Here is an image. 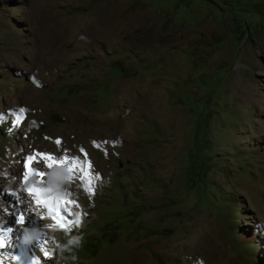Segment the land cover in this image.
<instances>
[{
	"label": "rangeland",
	"instance_id": "374dc122",
	"mask_svg": "<svg viewBox=\"0 0 264 264\" xmlns=\"http://www.w3.org/2000/svg\"><path fill=\"white\" fill-rule=\"evenodd\" d=\"M0 225L25 264H264V0H0Z\"/></svg>",
	"mask_w": 264,
	"mask_h": 264
},
{
	"label": "bare ground",
	"instance_id": "6f19581e",
	"mask_svg": "<svg viewBox=\"0 0 264 264\" xmlns=\"http://www.w3.org/2000/svg\"><path fill=\"white\" fill-rule=\"evenodd\" d=\"M32 173H33L32 167H29L25 171V174L27 175V177L29 176V178L31 177ZM32 196L37 199L38 204L41 203L44 206V194L41 192V190H36V191L33 190ZM46 221L48 220L46 219ZM7 238L8 237H6V240H5L6 247H4L3 249H0V261H2V264H25L26 258L35 257V256L38 257L43 254L41 249L38 246L33 245L32 243H30L28 246H24L21 243L19 244V250L16 252H13L8 246Z\"/></svg>",
	"mask_w": 264,
	"mask_h": 264
},
{
	"label": "snow or ice",
	"instance_id": "6c2138e0",
	"mask_svg": "<svg viewBox=\"0 0 264 264\" xmlns=\"http://www.w3.org/2000/svg\"><path fill=\"white\" fill-rule=\"evenodd\" d=\"M21 111H23V110H21ZM57 143H59V141H57ZM81 151L83 152V150H81ZM37 155L39 157H41L43 160H45V161L55 160V158L52 157L50 154H37ZM85 157H86L85 164L90 169L91 168V163L89 161H87V154L86 153H85ZM32 162H39V161H37L35 157H29L28 158V163L25 164V168L28 169L30 163H32ZM85 164H80L75 159H73V161H72V167H78L81 170H83ZM46 166L47 167H51L52 165L46 163ZM70 171H71V168H70ZM36 174L37 175H40V176L45 175V173H38V172ZM25 179H27V175L25 176ZM86 190L91 191L90 188H88ZM20 222L21 223L23 222V217L20 218ZM61 227L63 228V225L62 224H61ZM11 231H12L11 228H5L3 225H0V249H3L4 247H6L5 240H6L7 234L9 232H11ZM13 259H15V258H13ZM0 264H2V261H0Z\"/></svg>",
	"mask_w": 264,
	"mask_h": 264
}]
</instances>
